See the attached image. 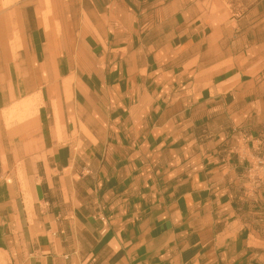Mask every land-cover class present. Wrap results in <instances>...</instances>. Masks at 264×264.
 <instances>
[{"label": "crops", "instance_id": "0c3cea01", "mask_svg": "<svg viewBox=\"0 0 264 264\" xmlns=\"http://www.w3.org/2000/svg\"><path fill=\"white\" fill-rule=\"evenodd\" d=\"M239 1L0 0V264H264Z\"/></svg>", "mask_w": 264, "mask_h": 264}, {"label": "built area", "instance_id": "2783aa9c", "mask_svg": "<svg viewBox=\"0 0 264 264\" xmlns=\"http://www.w3.org/2000/svg\"><path fill=\"white\" fill-rule=\"evenodd\" d=\"M251 174L256 177L255 181H264V154H259L253 161V166L250 168ZM257 173L258 176H257Z\"/></svg>", "mask_w": 264, "mask_h": 264}, {"label": "rangeland", "instance_id": "374dc122", "mask_svg": "<svg viewBox=\"0 0 264 264\" xmlns=\"http://www.w3.org/2000/svg\"><path fill=\"white\" fill-rule=\"evenodd\" d=\"M233 2H234V0H232ZM238 1V3H241L242 1H239V0H237ZM238 6H244V4H240V5H238Z\"/></svg>", "mask_w": 264, "mask_h": 264}]
</instances>
